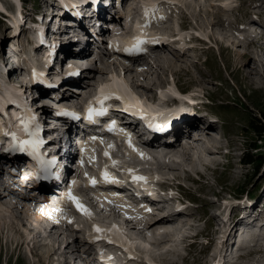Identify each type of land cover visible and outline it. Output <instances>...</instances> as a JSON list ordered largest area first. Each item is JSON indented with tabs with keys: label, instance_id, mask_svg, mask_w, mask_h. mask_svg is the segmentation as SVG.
<instances>
[{
	"label": "rangeland",
	"instance_id": "374dc122",
	"mask_svg": "<svg viewBox=\"0 0 264 264\" xmlns=\"http://www.w3.org/2000/svg\"><path fill=\"white\" fill-rule=\"evenodd\" d=\"M22 1L24 3V10L22 3L20 5L14 4L15 8L18 6L20 7V20L18 21V28L13 27L12 30L10 24L14 26V16L17 17L18 12L12 13L14 12L12 0H1L4 6L9 10L11 17L8 19L0 14V47L2 44L1 41L6 37V41H4L6 45L10 42L17 51L23 49V51L26 52V60L30 59L32 62L34 61L37 65H40L46 60V55L43 53L44 49L34 50L33 46L26 45V38L28 35L32 37L35 35L34 28L30 29V31H24L23 34H21V29L29 27V20L27 18L29 16L34 18L32 12H45V6H48V2L46 0ZM161 1L165 7L163 5L161 7L159 4L156 9L155 5L152 11L153 13L156 12V10L166 11L163 12L167 15V18L170 19L168 23L174 27H170L168 30L164 31H166L167 35H171V37L177 32L178 36L175 37L174 40L177 49H175V52L167 51V53L164 54L166 58L161 57V62L153 65L148 64L147 69L149 73L144 72V65H142V67H144L143 71L140 70L141 65H135L134 70H129L127 72V76L130 79L132 75L135 79H139V83H143L149 87L150 91H145L134 85V88H137L136 91L138 90L137 93L140 94L144 100L143 104L150 103L147 109H154L161 105L169 107L167 109L170 110L183 109V111H192L194 110L193 106L195 108L199 105L200 108H197V113L201 117H205V120L199 121L204 124L209 123L211 128L217 129V132L214 133H216L218 137L221 132L224 133L226 138L223 139V143H220L218 137L214 136L211 132H206L204 129L200 130L203 137L202 141L204 142L205 140V144L209 143L208 139H214L216 140V147L214 148H218L220 145L219 151L215 149L211 151L214 154L211 159L217 161L212 164L210 163L211 165H209V168L207 167L208 164H197L192 161L191 158L185 159L183 157L184 159L182 160L184 163L181 162L184 167L191 171L199 168L198 170L203 171L205 174L201 176L195 174L196 172H192V175L182 169L178 170L176 168L173 171H168V169L164 168L165 166L162 167L163 169H160V171L163 170L164 172H168L166 174L159 170L150 172V175L160 173V177L163 174L174 176V178L168 179V183L165 184L163 190L167 191L170 195L172 194L174 197H178V199L181 198L179 195L180 193L183 197L192 201L191 204L188 202V206L186 207V210L191 212L192 215L182 217L187 219V221H178L175 219L170 226L161 224L155 225L148 230H143L138 227H136V229L132 228V230L128 228L130 224L127 223L128 221L126 222L125 219L121 218L122 216L118 217L116 214H113V212L110 214L102 210L100 212L101 205L93 198V194L95 193L89 190L88 187L79 189V193L86 199V204L91 206V208L93 207L92 211L94 214H92L91 211L93 217L92 221L95 218L106 224L105 226L110 227L112 225L109 226V222L112 219L113 223L115 221L118 223L115 224L119 227V230L121 229L119 222L120 225H123V229L120 230L122 234L125 233L127 236H131L134 233V235L137 234L136 237L140 236L138 240L147 246L149 249L148 255H145L143 248L139 246L136 247L137 244L135 243L136 248L133 247L132 249L134 250L131 251L133 256H135H126V259H132L128 260L130 264L136 261H139L141 264H264V244L254 243V245H251L254 241V237L257 236V232L262 229L264 231V201H261L264 199V139L262 138V140H259V135L253 130L254 126H259L260 120L264 121V42L261 43L262 49L256 47L254 51L252 49V55L248 52L244 57L241 54L245 50L244 43L250 42V40H240L238 34L240 35L241 30L238 31L237 29L239 27V22L246 21L248 23L252 20L253 23L259 24L264 30V0H229L225 6L220 3L219 0ZM60 2L66 4V8L70 9L75 8L80 0H60ZM135 2H137V5L135 3L133 4L135 6H133L135 9L133 16L137 19L143 15L141 10L143 9L142 5L144 1L136 0ZM130 4L131 3H129V5ZM109 8H111V6ZM24 11L28 12L27 18ZM152 11H150L151 14H153ZM256 12L258 13L257 16L254 15ZM252 13L256 17L255 21L257 22L251 19L253 18ZM222 15L228 17L233 23H235L236 20L235 28L228 24L226 20L221 17ZM53 16L56 17L57 15L53 14ZM133 19L134 18H132L131 21L135 20ZM160 26L164 27L163 24ZM232 28L235 30H232ZM215 34L217 36H215ZM50 35L52 34H48V36ZM9 36L12 39H9ZM199 36L207 39L209 42L202 41L199 39ZM39 37H44V35L38 33L36 39ZM218 37H222L223 40ZM216 39L224 41L226 46L218 43ZM47 42L48 43L44 45L45 49H48L51 43L50 40ZM231 45L232 47H230ZM179 52L181 55L177 57L176 55L179 56ZM20 56L21 54L17 52V60H19ZM60 57H62V53H60ZM252 58L253 62H250ZM64 60L66 63V59ZM4 63L7 64L6 59L3 57L2 52H0V68ZM67 63L69 62L67 61ZM247 63H249V65ZM120 66L123 65L114 64L116 72ZM253 68L257 69V73L251 74ZM105 69L110 70L108 65L105 66ZM87 72H85V74ZM89 73L90 71L88 74ZM18 75L20 77L19 81L21 80L20 82L3 78L1 75L0 78L7 84L17 86L24 92L25 83L30 80L29 70L25 69ZM106 75V72L102 71L96 72L95 78H87L91 86L83 90L79 99L82 100L86 95L90 94L94 90L98 80H106ZM83 81H86V79ZM130 84H132V82ZM176 85L179 87L180 91H184H181L184 95L180 94ZM26 93L30 94V91L26 90ZM174 95H178L180 100H175ZM2 96L4 95L2 94ZM152 99L155 100V104L150 101ZM8 101L4 109L0 108V124L6 123L7 119H5V116H10L11 124L8 126L10 132L16 135V132L22 124L16 121L12 116H18V120H23L24 118L20 113L10 111L11 105ZM34 103L39 104L40 101L37 99ZM43 108L47 110L45 107H41L37 108L38 112H43ZM52 110L53 109L50 111ZM158 110L161 109L158 108ZM206 118L208 120H206ZM44 122L48 124L46 120H44ZM226 142H228V144ZM209 144L212 145L211 143ZM225 145L234 148L230 155H224L223 149ZM181 148L184 150L183 146H181ZM151 151L153 153L155 152L154 150ZM241 152H244L245 156L249 155V160L252 158L254 163H248L242 160L243 164H239L238 162H241V155H239ZM115 153L116 152L113 154L118 156ZM132 157L135 158L133 155ZM120 158L121 157H119V159ZM207 159L205 158L204 160ZM174 160L179 159L176 158ZM104 163H106V160H103L101 165ZM224 163L226 164L224 165ZM155 164L157 165L158 163ZM146 169L150 168L147 167ZM155 169L159 168L156 166ZM87 171L89 173H95L96 169ZM189 176H191V178ZM82 181L83 180L80 182ZM162 194L164 193L161 192L159 196L161 197ZM170 195L163 198L167 199V201L172 204L175 202V198ZM258 196L260 197L259 201L253 200ZM11 198V196L5 198L3 202L9 204L8 201ZM54 198L55 201L53 203L47 200L42 202V204L51 205L49 214L55 209L58 210H55L56 212L61 211L59 220L61 221L60 227L63 233L61 237L58 238L57 242L46 239V236H44L46 233H42L43 229L48 226L47 224L50 221L48 218L50 215L48 216V213H46L47 215L45 214L46 216L44 215V221H46V223H41L44 227L43 225V228L39 227L41 239H44L42 244H40L39 238L36 239V241H38L37 243L36 241L34 242L27 239L24 235L23 223L30 228V223L28 221L29 215H26L28 210H26L25 207H16V212L14 211L15 213L12 214L13 217L11 218L14 224L17 221L13 220V218H21V220L18 218L22 223H20L23 229L21 231H17L16 228L11 227V223H9V221H7L8 219L3 217L4 214L0 212V264H57L58 261H60L59 258H63L61 255L62 252L58 250L57 253L49 255L51 248L59 247L60 249L62 247V242H67L69 237H77L79 235L89 239L88 236L95 231L94 222L92 223L89 218L86 219V215L77 213L73 207H63L62 205H59L60 207L58 208L55 207L61 196L55 195ZM259 204L263 206L258 209L257 206ZM169 209H172L171 212L174 210V208H168V210ZM62 211H64L63 214ZM36 212H38V210ZM66 212L69 214L71 213L74 218L71 219V214L69 215L67 213L68 219ZM64 214L66 215L65 218ZM142 215L144 216L145 213ZM239 215H241V217L238 219ZM150 217L149 215V217L147 216L144 219L147 220V218ZM66 222H71V224L68 225ZM192 222L197 224V226L192 225ZM221 223L222 228L217 230L218 225ZM76 224L82 229L76 228ZM74 225H76L75 228ZM224 226H227L229 230H234L232 233L229 232L225 240L222 239L224 238L223 235H218L219 232L225 231L223 229ZM142 227L146 229L147 225H142ZM158 228L164 231L173 228L174 231L172 230L173 232L165 239L158 241L155 237H152L154 230ZM176 228H178V230H175ZM216 231L218 233H216ZM237 231L239 233H236ZM197 232L210 235V243H207V240L204 239L195 244H189L191 242L186 240V235H192ZM241 233L246 234L240 235ZM225 234L226 232H224V235ZM235 235L238 236L237 239L238 243L241 244V249L235 255L228 256V251L235 249L232 245ZM17 236L18 238L20 236V240L23 238L21 243L15 241L14 238H17ZM112 236L115 237V235L109 234L110 239H112ZM45 240H48L47 243L49 244H43ZM130 242L132 241L129 240L126 242V247H128L126 251H124L122 247L117 246V244L111 245L109 242H107V244L105 243L104 246L114 250V254H117V258L125 259V255L130 251ZM97 244L104 248L103 242H97ZM238 253H240L239 256H236ZM68 256L72 257L73 255ZM75 256H77V254H75ZM148 257L152 260L151 263ZM76 263L81 264L78 260L71 264Z\"/></svg>",
	"mask_w": 264,
	"mask_h": 264
},
{
	"label": "bare ground",
	"instance_id": "6f19581e",
	"mask_svg": "<svg viewBox=\"0 0 264 264\" xmlns=\"http://www.w3.org/2000/svg\"><path fill=\"white\" fill-rule=\"evenodd\" d=\"M16 1L20 5V1L19 0H16ZM61 1H71V0H61ZM135 1L136 0H133V2L130 5V8L128 9V13L125 16L126 17L125 20H126V24L127 25H128V23L131 22V19L133 18V12H134L135 9L132 6H134L133 5L134 3L135 4L137 3ZM141 1H144L143 5H142L143 6L142 7L143 9L141 10L143 12V15H142V17L135 19V21L132 23V26H134V33H133L134 36H132L130 38L131 39L130 40V44L135 43V39L137 37H143L147 41V40H153V39L157 38L158 35L161 34V33H166V31H164V29L160 27L161 23H164V22H162V20L165 19V13L164 12H166V11L163 10L164 11L163 12V11H160V10H156V12H154V13L152 11L153 8H155V5H156V9H157V6L159 4L162 7V5H163L162 4V1L161 0H141ZM163 1L175 2L176 0H163ZM179 1H182V0H177V2H179ZM186 1H188V0H186ZM219 1H220V3H222L225 6L228 3L229 0H219ZM0 7L1 8H4V6L1 4V2H0ZM140 7H141V5H140ZM131 8H133V9H131ZM150 11H152L153 14H151ZM18 15H20V8L18 9ZM254 15L257 16V14H255V13H254ZM254 15L252 13V17L253 18H251V19H253L254 22H257V21H255L256 20V17ZM139 16H141V15H139ZM18 19H19V17L14 16V23H15L14 26L16 28H18ZM167 20H170V19H167ZM155 21L157 22V24H160V25L155 24ZM250 22H252V20H250ZM245 27H247V25ZM256 31H258V29H256ZM116 34L117 33H114V37H113V40L114 41H116L117 39L121 38V36H117ZM215 36H217V35L215 34ZM9 39H12V38H10V36H9ZM166 39L169 40V41H172L173 40V38H170V37L169 38H166ZM219 39H222V37L219 38ZM219 39H217V42L218 43H221L223 46H226L225 42L222 41L223 39L222 40H219ZM4 41H6V37L4 38V40L1 41V43L3 44ZM146 41H144V43H142V46L146 47L145 46L146 45ZM244 45H245L244 46V48H245L244 51L245 52L243 51V53H241L244 57L248 54V52H249L250 55H252V53H253V51H252L253 47H259V45H260V47L262 46V44H256L255 42L250 43V44H244ZM238 46H241V45H238ZM230 47H232V45ZM147 49L153 51V55L152 54H148V55H152V56H150L151 61H149L148 63H146V68L144 70V72L149 73V71L147 69V64H150V65L152 64L153 65L155 63L161 62L162 61L161 60L162 59L161 57L166 58V57H164V54L167 53V51H166V49L164 48L163 45H161L160 48H158V49L156 47H152V46H148ZM162 51L164 52L163 54H161ZM171 52H175V49H174V51H171ZM180 55L181 54L179 52V56L178 55H176V56L177 57H180ZM251 61L253 62V58H252V60H250V62ZM249 63H247V64L249 65ZM25 65H26V67H31V66L32 67H35L37 64L34 61L32 62L30 59H28V60L25 59ZM172 65H173V63H172ZM143 68L144 67H142V65H141L140 66V70L143 71ZM109 69L110 70H108V71H111V73L109 74L110 75V78L106 79L105 81H99V82H101V84H100V90H99V94H98L97 98H100V97L103 98L104 94H113L114 93L119 98L122 97V99L120 98L121 99V103L126 108H128L130 110H136L137 108H143V109H145L147 116H155V117H158V118L159 117H163V116H165V115H167V114H169V113H171V112L174 111V110H172V111L171 110H168L167 108L160 107V106L159 107H155L154 109H147V108H149L150 103L143 104V101L144 100L141 97V95L137 93L138 90L136 91V89L137 88H141L142 90L150 91L149 90V87L147 85L143 84V83H139L138 82L139 79H135V78L132 79V84H130L129 83V79H127L126 77H124L122 75H118V73L114 69V64H112V63H110ZM120 69L122 71L123 66H120ZM96 71L97 72H102V70H96ZM255 73H257V69L256 68H253V71L251 72V74H255ZM144 74H142V75H144ZM131 77H132V75H131ZM93 78H95V76ZM85 79H86V81H83L82 82L83 89L82 90L80 89L79 92H81V91L83 92V90H86V89H88L91 86V83L88 82L89 80L87 78H85ZM134 85L137 88H134ZM21 91L22 90H20L17 86H13L11 84H7L6 82L3 81L2 78H0V108L1 109H4L5 106H6V104H7V101L8 100H9L8 103L11 102V101H17V100H19V98H20L19 97V94L21 93ZM2 94L4 96H2ZM89 95H91V94L86 95V97H89ZM79 96H81V94H78V96L77 97H74V98L79 99ZM111 96H113V95H109L107 99H109ZM86 97L83 98L82 101L85 100ZM63 99H65V98H63ZM92 99H90V100L92 101ZM57 103H60V102L57 101ZM45 108L47 110L50 109L49 106H45ZM158 108L161 109L160 110V113H157ZM23 111L26 112L28 118H31L30 111H29L28 108H25ZM5 119H7L6 120V123H1L0 124V137L3 134V132H5L6 126L9 125V124H11V117L10 116H5ZM23 126L25 127V125H23ZM24 129H21L20 132L24 131ZM113 131H114V133H116L117 136L110 137V135H107L108 138L105 139V137H107V136H104L106 134V133H104L103 135H100V136L96 137L95 140L92 138L91 141H82V154H81V157H80V160H79V167L83 168L84 165H85V163H86V160H88L90 162H92L93 160H95L97 158V156H99V154H100L99 149L100 148H103L104 153L105 152H108L109 153V155H106V157H107L106 158V161L107 162L104 163V164H102L103 167H104V171H105V168H106L107 171H108V173L112 176V175H115V173L111 171L112 167L119 168L120 166H122L123 168H125V170H127L128 172H132V173L134 171L141 170L142 171L141 174L143 175L141 177H145L146 179H144V180H137L138 183H142V185L153 186V185H155L156 182H161L162 184H165L164 181H166L168 183V179L174 178V176H167V175H164V174L160 177V173L159 174H155L154 173V174L150 175V172H152L153 170H159L160 171V169H163L162 167L165 166L164 168L168 169V171L169 170H172L173 171L176 168L178 170H181L182 169L183 171H186V172L190 173L191 170L188 171L189 169H186L184 167V165H183L184 162H183L182 159H184V158L185 159L191 158L192 161L196 162L197 164H199V163L200 164L201 163L208 164L207 167H209V165H211L212 163H215L217 161V160L215 161L214 159H211L212 156L214 155L213 152H211V151H214V147L216 146V140H214V139H211V140L208 139V142L212 144V145H210L209 143L205 144V141L203 142L201 139L194 140L192 138H189L187 140V142L185 143V145H183L184 150L181 148V145L178 143V140H177L175 143H173V142L167 143L166 144L167 149H166V151H164V150L154 149V148H158V146L155 145L152 142L151 143H148V147H150V148H147L146 146H143L142 143L138 139H135V137H133V134L129 130H126L124 127L118 125L117 123L115 124V128H114ZM183 131L186 134H188V130L187 129L183 128ZM128 133L131 134V146L129 145V142H128L129 141ZM115 139H118L119 141H116ZM109 145H112V147H109ZM152 148L155 151L154 153L151 151ZM217 151H219V149ZM114 152H116L115 154H117L118 156L114 155L113 154ZM176 152H177V154H176ZM141 153H143V156H141ZM127 154H129V155H127ZM130 155H131V157H130ZM132 155L135 158H133ZM119 157H121L120 158L121 160L119 159ZM173 157H176L179 160H174L176 158H173ZM205 158L206 159L208 158V159L207 160H204ZM81 161H83V163H81ZM113 161H116L117 163H115V165H113L114 164ZM128 161H130V162H128ZM155 163H158V164L156 165ZM141 166H144V167L141 168ZM156 166L159 169H155ZM96 167L99 169L98 166H96ZM147 167L150 168V169H146ZM151 167H154V168H151ZM198 169H195L194 171H191V172H196V171H198ZM114 171H116V170H114ZM162 171L163 170H161L160 172H162ZM85 173H87V171H84V174ZM162 173H165L166 174L168 172H164L163 171ZM136 176L139 177L140 175H136ZM189 177L191 178V176H189ZM95 179H96V181H98L97 178H95ZM74 181H76V183L75 184L72 183V185L70 186V188L72 189L73 195L77 196L80 199V202L82 204H84L90 211H92V208L93 207L91 208V206H88L87 204H85L82 201V197H81L82 194L80 195V193H79V191H80L79 189H81V188H78V185L80 184L81 179L78 178V179H75ZM104 181H105V179H104ZM147 181H154V184L147 183ZM105 182H108V181H105ZM85 183H88L89 184V183H91V181L90 180L89 181H85ZM156 188H158V187H156ZM92 190H93V192L96 195H98L95 192L94 189H92ZM101 193L103 194L104 198H107V200L105 199L106 201H108L109 199H112V200L116 201L119 205H121L122 206V209L124 211L123 212L124 216L126 214H128L129 211L131 210V209H129V203H128L129 201L127 200V198L125 197V195H119L117 193H114L112 195V194H109L106 190H102ZM4 197L2 195H0V212H2L4 214L3 217L5 219H8L7 221H9V223H11V227L16 228L17 231H21V230L24 229V235H25V237L27 239H30L31 241H34L35 242L36 239L39 238V242H40V244H42V241L44 239H41V236L39 234V233H41L39 231L40 230L39 227L40 228H43L44 227V225L41 224V223H46V221H44L45 216L47 215L46 213H48V216L50 215L48 217L50 219V221L47 224L48 226L43 229V232L42 233H44V232L46 233V235H44V236H46V239H49V240L51 239V241H55V242H57L58 238L61 237V235L63 233V230L60 227L61 226V222L59 220V214H60V212H56L55 211L57 209H55L51 214H49V211H50V208L51 207L42 205V206H40L38 208V212L34 216L32 214V211H30L32 204L25 203L24 206H25V209L28 210L27 213H26V215L27 214L29 215L28 221L30 223V228L26 224L23 223L24 226H23V229H22V226L20 225L21 222L18 220L19 217L18 218L16 217L15 219L13 218V220H16L17 221V222H15V224H14V222L11 219L13 217L12 214H14L16 212L15 211V206L13 204L14 199L11 198L8 201L9 202V204H8V203L2 201V199ZM95 197H97L98 199H100V196H95ZM63 200H64V202H67V203L69 202V199L65 195L63 196ZM163 202L167 203V199H164ZM72 203L76 206V204L74 202H72ZM101 203L103 204L104 202H101ZM98 207H100V206H98ZM171 210L172 209H169V211H168V214L169 215L167 217H163V218H157V217H155L156 216L155 213H149L151 217L150 218H147V219H151V221H145V222H144V220H139V217L137 216V213L135 214V211H132L131 210L134 217L133 218H130L128 216V218L126 219V222L128 221L127 223L130 224V226H128V228H131V229L134 228V229H136V227H138V228H142L143 230H148V229H150L151 227H153L155 225H161V224H163V225H169L170 226L171 223L175 219L178 218V216H181L182 215V213L176 211V214L174 216H171ZM157 211H159V210H157ZM42 212L44 214H42ZM63 212L64 211H62V214H63ZM67 213L68 212H66V214ZM190 213L191 212H189V214ZM68 214H67V217H68ZM92 214H94L93 211H92ZM92 214L91 215H86L87 216L86 219L89 218V220L92 221V219H93ZM74 215H76V214H74ZM183 215H185V214H183ZM65 216L66 215L64 214V218H65ZM71 216H72V214H71ZM147 216L149 217V215H147ZM70 218L72 219L74 217L72 216ZM75 218H76V216H75ZM19 219L21 220V218H19ZM68 219H69V217H68ZM42 220H43V222H42ZM177 220L179 221V220H182V219L181 218H178ZM185 220L187 221V219H185ZM93 222L95 224V222L97 223V220H95V218H94V220L92 221V223ZM115 223H117V222L115 221L113 223V220L112 219L109 222V226L112 225L110 227L105 226V224L104 225L102 224L103 225L102 226L101 224L98 223L100 225L99 228L100 229H103V231H94L93 234L89 236V239L90 240H95V237L98 236V237H101L102 238V241H103V238L110 239L109 238V234L110 235L113 234V235H115V237L112 236V239H110V240L112 242H115L117 244V246L121 245V246H123L125 248H128V247H126V245H127L126 242L129 241V240L132 241V242L129 243L131 246L128 245L130 247V251L129 252H130V254H132V252H131L133 250L132 248L135 247V242H137L136 241V238H138L140 236L136 237L137 234L134 235V233L131 236H127L123 232L126 235L125 236L124 234H122V232H120V230L123 229L122 228L123 225L121 224L122 225L121 226L120 225V222H119V226L121 227V229L119 230V227L116 226ZM42 225H43V227H42ZM142 225H147L146 229H144L145 227H142ZM172 230H173V228L170 229V230H166L163 233H161L162 232V229H160V230H157L156 233L154 232V236H155L156 240H158V241L159 240H163L166 237H168L170 233H172L174 231V230L173 231ZM175 230H178V228H176ZM66 234H67V232H66ZM107 234H108V237H107ZM156 234L158 235V237L156 236ZM64 235H65V233H64ZM69 236H70V234H69ZM261 237L264 238L263 236L260 235V233H258L257 236L254 237V239L257 238V241H258L259 238H261ZM17 238H18V236H17ZM17 238H14L15 241L18 242V243H21V240L23 238L21 240H20V236H19L18 239ZM47 241L45 240V242L43 244H46ZM36 242L38 243V241H36ZM78 242H80V241H78L77 240V237H76V239H74L71 243H73L75 245V243H78ZM63 243H64V245L67 244L64 247H65V249H68L69 246H70V242H67V243L63 242ZM115 243H110V244L112 245V244H115ZM47 244H49V243H47ZM136 244H137L136 247H138L139 246L138 243H136ZM141 245H142V243H141ZM103 246H104V244H103ZM98 248H99V246H98ZM104 249L105 248L100 247V250L101 251H104ZM58 250H60L59 247L58 248H55V247L51 248L49 255H53V254L57 253ZM146 251H147V253H146ZM144 252H145V255L146 254L148 255L149 249L148 248H144ZM58 254H60V253H58ZM68 254H70V253H68V252L61 253V255H62L63 258L60 257L59 258L60 261H58V263L59 264H61V263H63V264H71V262L68 260V256H67ZM61 259H63V260H61ZM148 259L151 260L149 257H148ZM128 260H132V259H127V262H128ZM78 262H80V261L78 260ZM151 262H152V260L150 261V263Z\"/></svg>",
	"mask_w": 264,
	"mask_h": 264
},
{
	"label": "snow or ice",
	"instance_id": "6c2138e0",
	"mask_svg": "<svg viewBox=\"0 0 264 264\" xmlns=\"http://www.w3.org/2000/svg\"><path fill=\"white\" fill-rule=\"evenodd\" d=\"M142 43H144V38L143 37H137L135 39V43H133L132 45L126 47L125 51H128V52L142 51L143 49L140 47V45ZM109 95H115V94L114 93L113 94H104L103 99H101L99 101V103L103 104V100L107 99ZM120 98L122 99V97H120ZM105 112H106V109H103V108L97 109V108L93 107L92 105H89V108H88V116H89V118H91L95 114L103 115V114H105ZM66 114L72 115V116H78L77 113H66ZM114 128H115V121L112 122V125L110 126V130H114ZM25 131H28L30 136L33 137V139L20 141L17 145L13 146V149H10V150H16V151L23 152V151L27 150L26 146L31 145V148L33 150V154H35L36 152H38V149H39L40 144L42 143V141H39L38 139H35L36 132H32L27 127V124L25 125ZM37 131H38V129H37ZM13 135H15V134H13ZM128 136H129V141L128 142H129V145L131 146V134L128 133ZM93 139L95 140L96 137H93ZM109 147H112V145H109ZM105 155H109V153L105 152ZM141 156H143V153H141ZM41 162H42V164L46 163L47 165H51L52 163H54V161H47V162L41 161ZM81 163H83V161H81ZM113 163L115 164L117 162L113 161ZM45 172H47V168H45ZM85 175H87V173H85ZM103 176H104L105 181H114L115 180V177H112L108 173L106 168H105V171L103 172ZM44 178L47 179L48 176L45 175ZM133 178L134 179H138V180L146 179L145 177H137V176H134ZM89 179H90V181H91L93 186L97 183V181H96V179L94 177H90ZM72 183L75 184L76 181H73ZM66 196H67V198L70 201H72V202H74L76 204V207L81 212H83L85 215H91V211L84 204H82L80 202V199L77 196L73 195V192H72L71 188H69L68 192L66 193ZM96 230L97 231H103V229H100L99 226H97Z\"/></svg>",
	"mask_w": 264,
	"mask_h": 264
},
{
	"label": "trees",
	"instance_id": "16d2710c",
	"mask_svg": "<svg viewBox=\"0 0 264 264\" xmlns=\"http://www.w3.org/2000/svg\"><path fill=\"white\" fill-rule=\"evenodd\" d=\"M263 119H264V116H263ZM259 126H254V132H256L258 135H259V140H262V138L264 139V121H261L259 122ZM255 148V147H254ZM256 149V148H255ZM251 160H249V155H246L244 156L243 160L245 162H248V163H254V160L252 158H250ZM248 160V161H247Z\"/></svg>",
	"mask_w": 264,
	"mask_h": 264
}]
</instances>
